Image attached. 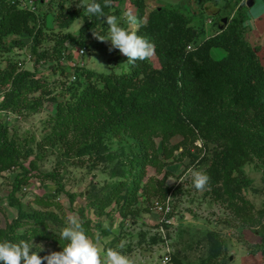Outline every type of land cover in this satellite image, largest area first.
Masks as SVG:
<instances>
[{"label":"trees","instance_id":"obj_1","mask_svg":"<svg viewBox=\"0 0 264 264\" xmlns=\"http://www.w3.org/2000/svg\"><path fill=\"white\" fill-rule=\"evenodd\" d=\"M127 1L135 6L139 20L134 30L153 45L154 52L151 58L132 65L126 62V56L118 54L112 67L124 57L127 69L116 73L98 72L85 64H63L74 59L80 48L89 49V40L96 37L93 31L100 35L107 32L108 26L101 23L103 17L101 21L90 17L76 6L82 0H33V7H23L20 0H0V48L9 52L15 46L24 48L23 36L28 35L32 43L30 58L36 64L31 71L14 58H5V67L0 65V111L28 116L48 100L56 103L54 114L47 119L48 128L39 140L34 135L20 134L17 126L11 131L9 122L0 120V173L16 168L9 198L11 206H18V215L9 224L2 226L0 218V240L52 239L60 245L46 223L52 214L28 211L18 198L38 160L57 153L66 161L84 155L94 160L103 158L108 163L117 160L109 183H94L82 193L86 207L98 217H111L115 211L124 218L131 217L142 209L149 211V200H165L169 195L175 208L176 194L186 185L178 182L180 176L170 169L167 174L175 178L176 184L169 185L168 177H150L144 183L148 167L156 166L160 172L169 163L165 159L171 163L185 156L190 164L186 168L199 170L206 162L207 166L200 169L209 177L206 193L224 202L251 228H259L254 232L264 244V226L260 229L259 217L263 211L254 216V204L242 194L254 183L243 166L249 162L264 165V58L258 53L260 47L246 37L247 2L225 0L223 5L212 4L220 18L217 22L211 20L215 31L205 37L204 23H194V9L189 11L187 0H179L175 7L151 6L148 0H112V7L104 11L119 16ZM97 2L103 4V0ZM205 4L204 10L209 8ZM48 15L62 29L52 50L40 49L48 29ZM224 17L228 18L225 24ZM80 19L83 23L78 32L68 31ZM214 51L222 52L223 57L218 59ZM38 64L45 65L47 73L64 76L60 93L52 90L48 74L38 69ZM176 135L182 139L173 144ZM114 142L118 144L117 156L112 152ZM180 147L183 149L176 152ZM57 173L55 169L42 176L57 179ZM58 187L60 192L64 190L59 180ZM77 195L69 194L72 203ZM47 196L36 198L43 207L54 203L49 200L53 195ZM86 207H78L84 217L80 224L87 235L94 237L92 220L85 217ZM180 216L185 218L184 214ZM93 226L109 235L114 220L111 217L105 228L101 221ZM204 234L197 240L207 245L201 264H227L228 250L221 235L211 229ZM33 246L39 256L47 255ZM183 251L179 248L173 253L171 262L178 263Z\"/></svg>","mask_w":264,"mask_h":264},{"label":"rangeland","instance_id":"obj_2","mask_svg":"<svg viewBox=\"0 0 264 264\" xmlns=\"http://www.w3.org/2000/svg\"><path fill=\"white\" fill-rule=\"evenodd\" d=\"M25 1L28 2V0ZM87 1L88 0H84V2ZM148 1L153 4L158 3V5L171 7H175L177 3V0ZM216 2L223 5L225 0H187V3H189L188 5L191 7V10L189 11L194 9L192 13L195 14L194 23L197 24L200 20L204 23L205 37L210 36V34L215 31L213 27L214 25L212 24L213 21L211 22V20L213 19L217 22L220 18V14L215 12V8L212 7V4L215 5L214 3ZM204 3H206V6L209 5V8L206 9L207 11L203 9ZM121 8L124 10H131L136 14L135 6H132L128 1L127 3H124ZM247 8H249V6H247ZM252 8L251 11L254 13H256L255 10H259V8L264 10V7L260 6L259 3ZM181 9L184 10L183 7H181ZM200 14H202L203 17H200ZM82 23V19L75 21L68 31L77 33ZM47 26L48 29L45 30V39L41 43L40 49L45 48L52 50L56 41L55 38L59 35V32L62 29L53 22V18L50 15L47 17ZM136 27L137 25L133 26V30L134 28L136 29ZM254 36H257V33H254ZM246 37L253 45L256 44L260 47L258 53L264 58V38L253 39V36L251 34L248 35V33ZM23 40L26 42L24 48L15 46L13 47L12 52L0 48V65L2 68L5 67L7 63L5 58L10 56L17 60L19 65H22L23 68L31 71L35 70L36 64L30 58L32 47L31 38L28 35H25L23 36ZM89 43V51L84 59V64L87 68L98 72L115 71L116 73H122L127 69L124 57L119 60L117 66L112 67L116 61L115 57L118 54L121 56V54L118 50L109 51L110 42L100 41L96 37H93L89 40ZM221 53L222 52L220 51H214V55L218 59L223 57V54ZM69 62L70 60H68V63L63 64L69 65ZM37 68L43 71L46 75L47 70L45 65L38 64ZM47 74L49 78L48 83H50L49 85L52 90H56L60 93L59 91L62 86L61 82L64 80V76L58 74V72L54 73L53 71H50ZM45 75L42 74L41 76L44 77ZM32 96L33 95L29 97ZM45 99L48 100V97H45ZM48 101H46L41 108H38L36 112L30 113L28 116L0 111V120L9 122L11 131L16 129L13 126H17L20 134L34 135L36 139L39 140L44 134V129L48 128L49 122L47 119L55 112L56 103L51 102V100ZM181 139L182 137L180 135H176L172 142L173 144H178ZM197 143L198 145H201L202 141L198 140ZM112 145V152L115 153V156L119 155L118 144L114 142ZM182 149L183 148L180 147L176 152H179ZM63 158V156L58 157L57 153L45 157L42 156V158L38 160L37 168L28 173L31 175L29 181L24 183L22 185L23 189L21 188L22 190L18 192V198L26 210L50 212V214H52L46 223L53 234L59 232L60 228L63 226V219L66 215L71 214L77 217L79 223L83 222L84 217H81V214L78 211L80 205L86 207V198L82 193L94 183H97L98 186H103L109 183L112 167L115 166L117 162L116 159L109 163L103 158L94 160V158L90 159L89 155H84L75 159H67V161L63 160ZM165 160L169 163L165 165L160 172L156 166L148 167L143 182L147 183L150 177H168V182L170 177L173 176L167 174V169H170L176 176H180L178 182H180L181 177H184L181 182H183L186 187L182 191L177 192L174 210L177 212L176 214H178V216L188 212L192 217L188 216V218H179V223L176 226L177 231H175L174 228L170 230L172 225L168 229V234L172 240V254L176 253L179 248L184 250L179 256V262L176 264H201L200 258L206 253L207 245L204 246V244L198 243L197 240L199 238L203 239L205 237L204 233L209 229L217 231L221 235V238L224 239L228 250L226 253L227 264H264V244H260V236L254 232L259 228L256 229L255 226L251 228V226L245 224L232 210L226 207L224 202L219 200L216 201L214 195L209 192L206 193L205 189L196 190L192 187L190 178L185 176V173L189 168H195L193 166L186 168L189 164V159L186 156L178 161H171V163L170 159ZM57 162L60 163L57 164ZM261 165L262 164L258 162H249L243 166L245 174L253 178L254 183L252 188L242 191L244 197L254 204V216H258V211H263V214L259 216L262 220L260 229L264 226V165ZM206 166V162L202 163L199 170L204 169ZM55 169H57L58 172L56 175L58 176L57 179L54 177L42 176L43 173ZM16 171V168L11 170L5 169L0 173V218L2 226L9 224L18 215V206H11L9 198ZM183 171L184 173H182ZM235 174H237V171ZM58 180L64 186V190L62 189L61 192L59 191ZM176 183V180L172 179L170 185ZM70 193L78 194L74 203L71 202L69 196ZM48 194L53 195L49 200L54 201V203L49 207H43L37 202V199L42 196L48 197ZM153 200H149V211L142 209L139 213L131 217L128 216L124 218L116 211L111 213L112 220H114V227L109 235L102 234L100 230L96 229L93 225L97 221H101L105 228L110 224L111 217L106 215L98 217L91 208L86 207L85 217L91 218L92 231L94 234L99 233L101 236V241L98 247L104 249L107 247H116L118 244L123 243L124 247L121 251L129 258L130 264H162L161 255L164 252V248L161 241L162 236L157 233V229L154 226L156 223H154L155 215L152 213ZM143 203L146 204V200ZM112 207L113 206H109V208ZM233 241L237 245L236 248L232 247ZM33 244H35L40 251H45L47 255L51 252H58L61 250V246L52 239L33 240ZM37 253L40 255L39 251H37ZM228 255L230 256L228 257ZM43 264H45V262ZM169 264L174 263L171 262Z\"/></svg>","mask_w":264,"mask_h":264},{"label":"clouds","instance_id":"obj_3","mask_svg":"<svg viewBox=\"0 0 264 264\" xmlns=\"http://www.w3.org/2000/svg\"><path fill=\"white\" fill-rule=\"evenodd\" d=\"M76 6L82 7L90 17H96L100 21L101 17L104 18L101 23L108 26L106 35L94 31L93 34L100 41L110 42L109 51L118 50L121 55L127 57L128 64L132 65L137 60L144 61L152 57L153 45L133 30L139 20L131 10H122L119 16L106 14L104 9L112 7V0H103V4L97 0H82ZM185 176L190 178L196 190H203L209 181L208 175L198 169L189 168ZM183 179L184 177H181L180 181ZM179 217L181 216H178V219ZM55 234L61 250L43 257L33 250V240H0V264H42V261L45 264H130L129 258L121 251L123 243L116 247L100 249V234L96 233L94 237L87 235L77 217L71 214L66 215L63 226ZM232 247H237L234 241Z\"/></svg>","mask_w":264,"mask_h":264},{"label":"built area","instance_id":"obj_4","mask_svg":"<svg viewBox=\"0 0 264 264\" xmlns=\"http://www.w3.org/2000/svg\"><path fill=\"white\" fill-rule=\"evenodd\" d=\"M32 3L33 0H28V2L21 0V5L23 7H33ZM188 49H191V46H188ZM87 53L88 50L86 48H80L74 54V59L70 60L69 66L74 67L77 65H84V57L87 55ZM74 78L75 75L72 73L71 79ZM152 209V213L155 215L154 223H156L154 226L157 229V233L162 236L163 239L162 245L164 252L161 255V262L162 264H169L171 263L172 259L173 247L171 244L172 240L168 234V229L172 225L170 230L174 228L175 231H177L176 226L179 223L178 214H176L177 212L174 210V199L172 195H169L165 200L154 199L152 202Z\"/></svg>","mask_w":264,"mask_h":264},{"label":"crops","instance_id":"obj_5","mask_svg":"<svg viewBox=\"0 0 264 264\" xmlns=\"http://www.w3.org/2000/svg\"><path fill=\"white\" fill-rule=\"evenodd\" d=\"M178 2L179 0H177V3ZM257 3H259L260 6L264 7V0H253V4L249 6V8H247L248 5L245 8L246 23H247V28H248L247 33L248 35L251 34L253 36V39H256V38L260 39L261 37L263 39L264 38V10H262V8H259V10H255L256 13L251 11L253 9L252 7L255 6ZM150 5L154 6V5H158V3L156 4L151 3ZM254 33H257V36H254ZM184 214H186V212Z\"/></svg>","mask_w":264,"mask_h":264},{"label":"water","instance_id":"obj_6","mask_svg":"<svg viewBox=\"0 0 264 264\" xmlns=\"http://www.w3.org/2000/svg\"><path fill=\"white\" fill-rule=\"evenodd\" d=\"M252 4H253V0H248L247 5H248V6H251ZM227 20H228L227 17L222 18V22H223V24H225V23L227 22ZM219 27H220V29L223 28L222 25H220ZM172 179L175 180L173 177H170V179H169V181H168V184H169V185H170ZM184 215H185V218H188V216H191V217H192V215H191L190 213H188V212H186V214H184ZM181 218H184V216H181Z\"/></svg>","mask_w":264,"mask_h":264}]
</instances>
